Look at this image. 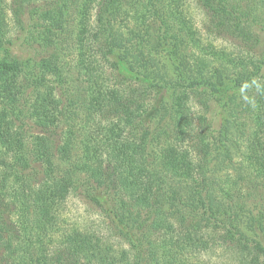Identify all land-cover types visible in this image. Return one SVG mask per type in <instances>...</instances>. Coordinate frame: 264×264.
<instances>
[{
    "label": "trees",
    "instance_id": "obj_1",
    "mask_svg": "<svg viewBox=\"0 0 264 264\" xmlns=\"http://www.w3.org/2000/svg\"><path fill=\"white\" fill-rule=\"evenodd\" d=\"M193 1L199 29L189 0H0V53L13 57L0 61V264H264V241L210 203L206 115L218 90L172 85V113L150 130L155 86L121 75L111 58L124 41L116 23L131 21L128 42L179 41L245 71L249 172L246 190L226 194L248 205L264 236V0ZM204 35L229 49L202 45ZM20 44L31 51L21 58ZM79 141V163L59 166ZM154 142L158 170L148 162ZM167 176L192 183L188 201L165 196ZM77 192L109 239L65 224Z\"/></svg>",
    "mask_w": 264,
    "mask_h": 264
},
{
    "label": "rangeland",
    "instance_id": "obj_2",
    "mask_svg": "<svg viewBox=\"0 0 264 264\" xmlns=\"http://www.w3.org/2000/svg\"><path fill=\"white\" fill-rule=\"evenodd\" d=\"M187 10L195 27L202 28L205 21L204 15L193 0H189ZM119 23L122 28L117 31V35L119 38L123 36L124 41L115 48L111 58L116 61L118 72L121 75L136 82L155 86L152 106L145 117L150 130L155 129L172 113L175 93L171 88L172 85L184 86L194 82L205 89L214 85L218 90V93L214 94L215 100L209 102L210 109L206 115L212 139L211 152L204 173L213 199L210 203L214 209L220 210L236 222L244 235L264 241L261 226L254 225L253 221L256 220L254 212L244 202L230 200V196L226 194L230 187H233L232 194L246 190L245 180L241 177L247 176L249 172L246 155L251 131V112H249V101H245L246 97L243 95L246 90L244 88L249 85L245 71L242 73L232 64L223 62L221 58L205 55L199 49L194 50L187 43L179 41L170 45L174 48L166 43L155 46L145 45L144 48L143 45L138 44L139 40L128 42L127 34L129 27H132V22L121 21L116 25ZM35 40L39 41L37 34H33V41ZM201 41L202 45L229 49V42L215 40L212 36L204 35ZM16 48L15 57L21 58L31 52L22 44ZM147 49L151 50L149 55L145 54ZM141 51L144 53L143 57L140 54ZM11 55L6 56L0 53V61L3 59L10 61L13 59ZM147 59H151L153 66L146 62ZM194 111L201 115L198 107ZM78 127H81V124H78ZM79 145L80 141L72 157L60 163L59 166L72 167L79 163L82 156ZM148 152L149 165L153 170H158L159 148L156 142L149 146ZM164 194L169 199L176 195L177 198L188 201V197L192 196V183L181 177L167 176ZM63 218L68 227H78L90 233L100 234L104 239H109L103 217L79 192L70 195L66 200ZM110 240L115 246L117 245L115 240ZM208 258L211 259L210 262L216 261L208 256L203 260L206 261Z\"/></svg>",
    "mask_w": 264,
    "mask_h": 264
}]
</instances>
